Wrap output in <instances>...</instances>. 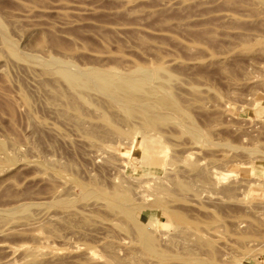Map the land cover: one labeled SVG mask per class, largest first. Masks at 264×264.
<instances>
[{
    "label": "rangeland",
    "instance_id": "obj_1",
    "mask_svg": "<svg viewBox=\"0 0 264 264\" xmlns=\"http://www.w3.org/2000/svg\"><path fill=\"white\" fill-rule=\"evenodd\" d=\"M0 264H264V0H0Z\"/></svg>",
    "mask_w": 264,
    "mask_h": 264
},
{
    "label": "bare ground",
    "instance_id": "obj_2",
    "mask_svg": "<svg viewBox=\"0 0 264 264\" xmlns=\"http://www.w3.org/2000/svg\"><path fill=\"white\" fill-rule=\"evenodd\" d=\"M68 69H63L62 71H60V74L63 76V78L66 80V82L71 87H73V88L80 87L82 85V82L79 80V77L78 78L76 77V75L72 72L73 70L71 71V70H68ZM146 81H147L146 77L145 78H141V79H120L117 82H112L110 79H107V78L104 79V83L106 84V86L109 85V84H112L114 87H116V88H118V89H120L122 91L129 92V93L133 92V91L139 92V91L144 90V85H145ZM103 87H105V86H103ZM106 88H104V89H106ZM121 206H122V204H121ZM140 239H141L142 244L147 249H152L153 242H152L151 238L148 237V235L141 234L140 235Z\"/></svg>",
    "mask_w": 264,
    "mask_h": 264
}]
</instances>
